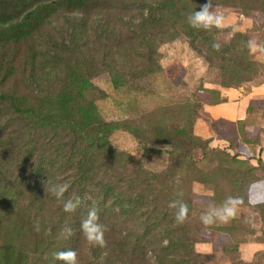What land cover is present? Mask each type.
Here are the masks:
<instances>
[{"label":"rangeland","instance_id":"obj_1","mask_svg":"<svg viewBox=\"0 0 264 264\" xmlns=\"http://www.w3.org/2000/svg\"><path fill=\"white\" fill-rule=\"evenodd\" d=\"M204 3L62 0L18 42L4 25L0 264H264V0H212L220 25L193 26Z\"/></svg>","mask_w":264,"mask_h":264},{"label":"clouds","instance_id":"obj_2","mask_svg":"<svg viewBox=\"0 0 264 264\" xmlns=\"http://www.w3.org/2000/svg\"><path fill=\"white\" fill-rule=\"evenodd\" d=\"M211 7L212 0H206V3L200 6L199 11H197L193 16L189 18L190 23H192L193 26L203 25L205 27H208L212 24L219 26L222 18L214 16V14L209 11ZM67 190L68 185L66 183L58 184L52 189L54 195L58 200H60L64 196ZM62 202L65 212H73L79 205L80 200L79 198H77L75 202H73L71 199ZM228 203L234 206L236 204V201L229 200ZM233 211L234 207H226L224 209V215H220L219 213H217V215L220 216V219L224 220L227 219L228 216H231L233 214ZM186 213L187 206L181 205L177 214V219L183 221ZM203 219L205 223L211 222V216H205ZM80 228L84 237L88 240L89 243L99 246L104 245V233L106 229L105 226L99 222V216L94 207L90 208L86 217L82 218ZM66 231L71 233V229H66ZM148 255L149 257H151L152 254L149 253ZM54 257L58 261H63L64 264H78L77 253L74 250L59 251L54 254ZM152 264H155L154 259L152 261Z\"/></svg>","mask_w":264,"mask_h":264},{"label":"trees","instance_id":"obj_3","mask_svg":"<svg viewBox=\"0 0 264 264\" xmlns=\"http://www.w3.org/2000/svg\"><path fill=\"white\" fill-rule=\"evenodd\" d=\"M61 1L62 0H53L48 2H45V0H0V43L3 42L2 35L4 34L6 28L4 25H6L8 29H13L14 35L9 36L10 39H13L15 42H18L22 36V33H19V29L21 27H26L25 35H34L39 31L38 24L43 20L44 11L56 4H59ZM151 15L149 11V16ZM9 21L12 23L9 25L5 24ZM99 21L101 25L104 23L108 25V22H104V18H100ZM66 100L69 101L70 99ZM14 106L15 108L21 110V107L17 104ZM36 252H38V250H36ZM1 259H5V261L8 262L5 264H26L28 262V260L23 258L22 255L15 254L13 252L3 256Z\"/></svg>","mask_w":264,"mask_h":264},{"label":"crops","instance_id":"obj_4","mask_svg":"<svg viewBox=\"0 0 264 264\" xmlns=\"http://www.w3.org/2000/svg\"><path fill=\"white\" fill-rule=\"evenodd\" d=\"M234 113H230V115H233Z\"/></svg>","mask_w":264,"mask_h":264}]
</instances>
